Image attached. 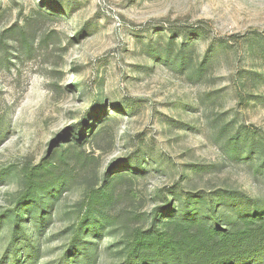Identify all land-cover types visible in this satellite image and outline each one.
I'll list each match as a JSON object with an SVG mask.
<instances>
[{"label":"rangeland","instance_id":"1","mask_svg":"<svg viewBox=\"0 0 264 264\" xmlns=\"http://www.w3.org/2000/svg\"><path fill=\"white\" fill-rule=\"evenodd\" d=\"M230 191L264 202V0H0V264H125L168 201L225 224Z\"/></svg>","mask_w":264,"mask_h":264},{"label":"trees","instance_id":"2","mask_svg":"<svg viewBox=\"0 0 264 264\" xmlns=\"http://www.w3.org/2000/svg\"><path fill=\"white\" fill-rule=\"evenodd\" d=\"M232 139L234 155L250 158L254 154L253 142H246L248 147L244 145V149L240 148L236 138ZM59 179L51 170L44 168L33 176L29 187L17 201V231L21 230L23 202L39 199L41 190L49 192ZM226 194L232 202L231 207L237 210V218L225 224L219 214L221 205L213 199L207 209L213 222L191 214L187 208L177 211L168 201L164 209L153 214L152 226L137 231L128 242L125 264H257L259 260L264 261V202L255 199L245 201L247 197L232 191ZM109 200L107 195L88 198L86 211L78 221L72 250L79 247L83 232L101 227L106 221L103 208Z\"/></svg>","mask_w":264,"mask_h":264}]
</instances>
